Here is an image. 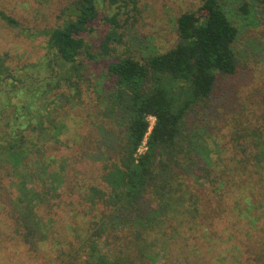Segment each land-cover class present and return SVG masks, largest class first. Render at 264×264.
Returning a JSON list of instances; mask_svg holds the SVG:
<instances>
[{
    "label": "trees",
    "instance_id": "trees-1",
    "mask_svg": "<svg viewBox=\"0 0 264 264\" xmlns=\"http://www.w3.org/2000/svg\"><path fill=\"white\" fill-rule=\"evenodd\" d=\"M130 3L134 11L132 0H72L46 29L21 25L0 11L8 28L31 41L44 39L43 64L51 72L37 77L0 54V206L2 193L9 194L2 171L10 169L15 178L8 174L7 180L16 195L2 210L14 239L31 253L42 247L38 233L47 229L40 218L30 219L31 211L57 205L65 184L67 159L58 162L46 153L69 143L62 138L69 111L90 84L92 50L105 57L109 43L119 41L115 12L103 18L110 26L103 41L92 44L99 9ZM255 3L264 20V0ZM239 9L249 14L246 3ZM176 35L174 47L163 53L108 62L102 76L107 93L96 82L103 112L121 121L94 119L112 131L114 154L101 164L105 189L92 185L81 196L90 235L61 251L59 264H264V89L250 97V110L225 119L221 139L214 125L218 135H209L211 150L202 162L198 149L205 140L194 137L186 117L209 106L220 77L236 74L238 29L218 0H202L177 17ZM88 143L83 136V148Z\"/></svg>",
    "mask_w": 264,
    "mask_h": 264
},
{
    "label": "rangeland",
    "instance_id": "rangeland-1",
    "mask_svg": "<svg viewBox=\"0 0 264 264\" xmlns=\"http://www.w3.org/2000/svg\"><path fill=\"white\" fill-rule=\"evenodd\" d=\"M71 1L0 0V11L14 17L21 25L46 29L58 23L57 16L60 10ZM132 1L136 4L134 11L131 3L121 10L114 7L109 8L106 5H102L99 9L94 32L91 34L92 44L99 45L103 41L110 29L109 24L103 18L113 15L115 12L120 13L116 30L119 41L109 43L110 50L105 57L99 54L97 48L92 50L94 60L89 61V64L86 63L87 70H89L87 78L90 80V84L84 90L80 101L69 111L71 117L68 123L69 130L62 138L63 142L69 143H66L67 147H58L56 150L46 153V155H52L58 162L63 158H66L68 162L65 165V184L60 190L58 204H52L53 207L41 205L40 209L35 207L31 211V220L35 217L40 218L47 226L43 234L38 233L39 239L42 241L38 245H42V247H39L36 254L29 252L27 247L14 239L11 234V223L8 216L5 217L2 207L10 199L15 198L16 192L13 191L10 181L7 180V175L10 174L13 180L15 177L10 169L2 171L3 187L9 194L2 193L1 195L3 206H0V264H59L58 258L63 256L61 251L65 252L70 248V245L74 248L79 247L83 241L81 239L90 235V231H85L86 223L90 219L85 212L88 205L82 202L81 196L92 185L105 189L100 179L101 164L113 158L114 153L110 152V149L115 145L112 131H103L98 125V121L96 122L94 119L98 118V115L99 118H104L105 120L102 122L108 125H111L114 120L119 123L121 121L109 111L103 112L105 101L101 97L102 94L109 91V85L102 77L106 64L117 57L129 55L141 59L171 49L177 40V17L183 12L198 8L202 0ZM218 1L222 4V8L232 24L238 29V37L233 48L239 66L235 75L219 78L210 104L206 109H196L186 117V127L194 130V137L205 140V145L198 149V155L202 162L206 161V154L208 150H211L209 135H212L213 132H216V136L218 135L214 125L220 126L221 131L218 139H221L225 134V119L244 109L250 110V97L255 94L257 96L258 91L261 92L264 89V20L258 14L255 0ZM243 3L250 7L248 15H244L239 9ZM88 40L90 43L91 39L88 38ZM3 53H7L12 62L30 68V73L37 77L42 78L51 73L50 68L43 64L44 53H46L44 39L28 40L17 31L8 28L0 20V54ZM97 81L103 83L102 94L98 90ZM254 98L256 99V97ZM148 121L150 130L154 119L149 118ZM120 125L118 128L122 129L123 123ZM85 135L91 139V143H88L86 149L82 145ZM74 141H78L77 144L73 143ZM144 150L145 142L140 146L138 152L141 153ZM48 203L51 202L48 201ZM93 213H95L94 210ZM48 218L52 223H47ZM55 237L60 241V244H56Z\"/></svg>",
    "mask_w": 264,
    "mask_h": 264
},
{
    "label": "built area",
    "instance_id": "built-area-1",
    "mask_svg": "<svg viewBox=\"0 0 264 264\" xmlns=\"http://www.w3.org/2000/svg\"><path fill=\"white\" fill-rule=\"evenodd\" d=\"M149 131H150V130H149ZM144 142H145V141H143V143H142V144H144Z\"/></svg>",
    "mask_w": 264,
    "mask_h": 264
}]
</instances>
